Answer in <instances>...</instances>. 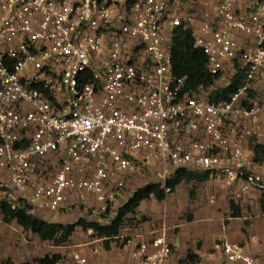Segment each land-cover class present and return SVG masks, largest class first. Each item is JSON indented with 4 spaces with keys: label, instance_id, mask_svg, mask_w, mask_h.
I'll list each match as a JSON object with an SVG mask.
<instances>
[{
    "label": "built area",
    "instance_id": "built-area-1",
    "mask_svg": "<svg viewBox=\"0 0 264 264\" xmlns=\"http://www.w3.org/2000/svg\"><path fill=\"white\" fill-rule=\"evenodd\" d=\"M195 3L0 0L5 199L47 219L73 208L112 217L137 179L165 186L175 169L208 174L234 200L264 195V160L249 148L264 145V98L251 95L264 83V0H202L199 13ZM182 24L213 76L227 73L229 84L238 68L245 73L229 100L211 103L174 73ZM56 154L62 169L47 177L42 168ZM172 231L163 221L148 238L121 236L131 258L121 264H173ZM217 248L219 264H264L242 245ZM73 259L90 264L78 252Z\"/></svg>",
    "mask_w": 264,
    "mask_h": 264
},
{
    "label": "trees",
    "instance_id": "trees-1",
    "mask_svg": "<svg viewBox=\"0 0 264 264\" xmlns=\"http://www.w3.org/2000/svg\"><path fill=\"white\" fill-rule=\"evenodd\" d=\"M199 3H195L196 7ZM203 9V8H202ZM173 71L177 76L186 77V89L197 92L200 88L207 89L220 80L221 76H213L208 70V58L201 49L194 47V35L192 29L182 24L173 30V43L171 48ZM245 73L237 69V74L231 79L230 83L213 91L210 95L211 103H219L231 98L244 84ZM255 96V93H251ZM256 161L264 160V145L256 143L252 146ZM210 181L208 174H196L185 169H175L173 175L166 182L165 186L161 184H147L139 188L129 199L122 202L117 213L110 217L102 215L93 216L91 213H84L82 220L74 224L61 225L53 219L33 215L27 205L23 202H13L8 199L0 202V214L6 224L16 222L25 232H31L38 236L42 242H52L55 246H61L68 243L74 236L77 227L85 231H92L98 237L104 240L106 250H111L112 244L122 247V228L125 225L129 215H135L140 206L150 200L163 202L168 193H173L176 188L184 182H195L203 184ZM192 192L191 197H194ZM261 210L264 213V195L261 198ZM231 217H241L239 207L234 201H230ZM99 218L100 221H90V218ZM188 221L191 217H186ZM175 247L173 245L172 262L174 259ZM61 255L53 257H44L37 259L36 264H57L61 260ZM186 259L191 264H196L199 256L188 252ZM3 264H8L4 262Z\"/></svg>",
    "mask_w": 264,
    "mask_h": 264
},
{
    "label": "crops",
    "instance_id": "crops-1",
    "mask_svg": "<svg viewBox=\"0 0 264 264\" xmlns=\"http://www.w3.org/2000/svg\"><path fill=\"white\" fill-rule=\"evenodd\" d=\"M197 3H199L197 8L200 7L203 10L202 0H197ZM239 39L242 41V38ZM257 87L259 92L261 88L264 89L261 83ZM251 146L252 141L249 143V148L252 150ZM153 179L154 182H151ZM151 181L150 184H159L156 178L151 177ZM181 185L183 183L176 188L175 192L168 193L163 202L148 201H155L157 204L152 205L157 209L160 208L159 203H166L164 221L169 227L178 229L173 237L176 261L186 258L188 252L191 251L194 255L199 256L196 264H219L221 255L217 248V242L220 240L242 245L248 254L264 258V213L260 204L263 196L261 192L254 191L246 199L234 200L232 187L228 186L230 190L228 192V190L216 187L210 188L204 182L203 187L198 191L195 190L194 197H191L180 192ZM231 200L239 207L241 217H231ZM144 204L145 202L139 208L142 212L147 210V207L143 206ZM186 217H191V220L188 221ZM141 234L144 239L148 236L143 232ZM16 241L12 224L4 223L0 216V264L14 263V258L22 256L18 253L21 251L17 250ZM178 243H180L181 252L177 247ZM122 251L124 259L122 263L131 261L127 252L124 249ZM86 254L92 256L90 252ZM85 257L88 258V256Z\"/></svg>",
    "mask_w": 264,
    "mask_h": 264
},
{
    "label": "rangeland",
    "instance_id": "rangeland-1",
    "mask_svg": "<svg viewBox=\"0 0 264 264\" xmlns=\"http://www.w3.org/2000/svg\"><path fill=\"white\" fill-rule=\"evenodd\" d=\"M206 8V7H205ZM196 12L199 13L201 11L196 7ZM224 79L217 81L213 87H209L207 89H203L202 95L206 96L212 93L213 91L225 86L227 83L226 79L228 78V74H224ZM262 86V84H261ZM264 87V83H263ZM255 94L258 98H264V89L262 88L259 91H256ZM62 156L59 154L52 155L47 160L45 166L42 168L46 170L47 177L53 176L55 173L59 172L62 169ZM150 178H142L137 179L133 185L128 186L125 192V199H122V202L129 199L139 188L150 184ZM3 180V181H2ZM154 182V179L151 181ZM7 183V179L2 177L0 174V202L5 200L4 189L5 184ZM206 186L213 188H219L221 190L230 191L228 186L221 181H206ZM4 187V188H3ZM203 187V184H197L195 182H184L181 185L180 192H184L189 196L192 195V192L195 190H199ZM7 189V188H6ZM218 189V190H219ZM232 191V190H231ZM231 197V194H229ZM232 201V200H231ZM155 201L148 202L146 201L143 206L147 207L146 212H142L141 209L138 210L137 214L129 215L126 219L125 225L122 228V236H132L137 233H144L148 235L152 230L158 229L165 219L166 214V203H159L160 207L157 209L152 204H155ZM157 204V203H156ZM1 216V214H0ZM84 211L81 208H73L69 212H63L59 217L53 218L58 224L68 225L79 222L84 219ZM90 221H102L99 218H90ZM14 235L17 239L16 248L21 251L18 252L21 254V257L14 258V263L11 264H36V259H41L44 257H53L57 254L61 255V260L59 264H76L73 259V254L78 252L82 255L88 256L90 260V264H121L123 262V248L117 246L116 243L112 244L111 250H106L104 246V240L98 238L94 232L85 231L81 227H77V230L71 240L61 246H55L52 242H42L38 236L32 234L31 232H25L16 222L11 223ZM178 232L177 228H173L172 236L175 237ZM179 252H181L180 243L177 244ZM92 253L90 254L86 253ZM176 252V251H175ZM174 252V253H175ZM118 256V257H117ZM177 257H174V264H190L186 258L176 261ZM127 262V261H126ZM124 262V263H126Z\"/></svg>",
    "mask_w": 264,
    "mask_h": 264
}]
</instances>
